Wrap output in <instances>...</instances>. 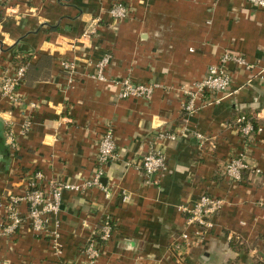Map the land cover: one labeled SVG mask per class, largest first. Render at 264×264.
<instances>
[{
    "label": "crops",
    "instance_id": "0c3cea01",
    "mask_svg": "<svg viewBox=\"0 0 264 264\" xmlns=\"http://www.w3.org/2000/svg\"><path fill=\"white\" fill-rule=\"evenodd\" d=\"M114 1L0 0V79L28 64L19 104L0 93V231L9 196L23 195L35 172H43L45 185L80 186L63 193L51 235L35 234L27 223L13 237L0 234V264H86L82 248L105 216L114 232L96 264H264V175L246 173L237 184L218 175L244 148L232 124L243 114L261 128L249 153L264 172V84L258 76L264 9L249 0H119L132 13L117 22L109 13ZM227 51L255 69L230 65L227 92L184 114V91ZM107 55L106 81H100L96 66ZM63 61L73 64V73L62 69ZM125 79L158 87L150 101L122 100L119 82ZM26 124L28 132L20 136ZM108 125L118 158L106 168L107 196L83 185L97 169ZM11 130L15 149L7 140ZM159 130L177 140L162 146L168 169L157 184H148L140 160ZM205 193L224 206L200 237L180 208ZM18 211L25 215L27 205ZM185 231L189 242L178 252L173 243Z\"/></svg>",
    "mask_w": 264,
    "mask_h": 264
},
{
    "label": "built area",
    "instance_id": "2783aa9c",
    "mask_svg": "<svg viewBox=\"0 0 264 264\" xmlns=\"http://www.w3.org/2000/svg\"><path fill=\"white\" fill-rule=\"evenodd\" d=\"M256 8L264 9V0H249ZM111 17L117 22H123L130 18L132 10L124 2L115 0L109 11ZM110 62V56H105L96 66V78L100 81H106L105 70ZM230 65L244 67L247 71H253L255 66L247 62L244 56L235 52H225L220 59L219 64L211 66L206 76L194 85L192 90L184 91L183 112L184 114H193L199 111L200 106L211 95H218L227 92L231 85L232 74ZM28 64L21 62L6 72L0 79L1 96L10 104L18 105L20 102L19 89L23 86ZM62 69L65 72L73 73L74 66L68 61L62 62ZM264 84V67L258 74ZM121 86L118 93L119 99L127 100L131 98H141L150 101L154 95L155 84H135L130 79L119 82ZM207 98V99H206ZM200 102H202L200 104ZM252 117L241 115L236 120L237 132L240 134L244 148L240 153L232 156L226 161L218 172V175L224 180L232 183H240L246 173L253 175H264V172L257 166H254L250 158V149L256 142V136L261 128L254 127ZM29 125H25L20 130V136H25ZM200 140L201 135H197ZM149 149L140 160V169L148 184H157L158 177L168 169V162L162 146L166 141H176V134L167 130H159L149 136ZM7 140L11 148L15 149L18 145L17 135L11 130L7 134ZM118 158L117 145L114 136V128L108 125L103 133L98 151V166L93 177L86 181L83 188L98 187L103 189L108 196L106 187L102 184V178L105 176L107 166ZM67 190H80V186L68 184L65 182L52 180L45 185V176L43 172L37 171L32 178L27 181L25 193L23 195H10L8 199V210L1 235L13 237L20 226L27 223L30 230L35 234L48 233L52 218L60 211L63 199V193ZM21 203L27 205V213L22 215L18 211ZM224 206V202L207 193L202 194L192 205H184L180 211L186 217V226L195 229L198 236H204L206 232L213 228V219L219 214ZM114 222L110 217H104L100 222V228L94 232L86 246L82 248V254L87 257L86 264H96L101 254V248L107 244L113 236ZM189 234L185 231L173 243L175 250L182 251L184 243L188 244ZM56 250L60 251V246L55 245Z\"/></svg>",
    "mask_w": 264,
    "mask_h": 264
},
{
    "label": "trees",
    "instance_id": "16d2710c",
    "mask_svg": "<svg viewBox=\"0 0 264 264\" xmlns=\"http://www.w3.org/2000/svg\"><path fill=\"white\" fill-rule=\"evenodd\" d=\"M27 69H28V68H27ZM27 73H28V72H26L25 80H26V78H27ZM25 80H24V81H25ZM243 115H245V114H243ZM240 116H241V115H240ZM246 116H248V115H246ZM238 117H239V116H238ZM238 117H237V118H238ZM237 118L232 122V124H233L234 126H236L235 123H236ZM254 127L256 128V130L259 128L258 125L256 124V122H254ZM231 246H232V248H236V246H238V245L235 244V243H232Z\"/></svg>",
    "mask_w": 264,
    "mask_h": 264
},
{
    "label": "water",
    "instance_id": "95a60500",
    "mask_svg": "<svg viewBox=\"0 0 264 264\" xmlns=\"http://www.w3.org/2000/svg\"><path fill=\"white\" fill-rule=\"evenodd\" d=\"M107 179L106 178H102V183H106Z\"/></svg>",
    "mask_w": 264,
    "mask_h": 264
}]
</instances>
